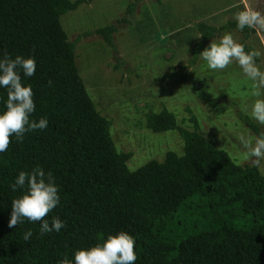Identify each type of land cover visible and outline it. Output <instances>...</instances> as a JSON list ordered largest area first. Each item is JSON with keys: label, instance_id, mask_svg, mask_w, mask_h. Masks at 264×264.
Listing matches in <instances>:
<instances>
[{"label": "trees", "instance_id": "trees-1", "mask_svg": "<svg viewBox=\"0 0 264 264\" xmlns=\"http://www.w3.org/2000/svg\"><path fill=\"white\" fill-rule=\"evenodd\" d=\"M92 1L0 0V264H264V174L209 142L191 110L192 131L168 110L146 121L178 131L183 156L129 170L132 154L118 152L61 24ZM117 25L83 36L114 48ZM198 29L190 66L223 33L257 32L246 20ZM237 56L257 62L246 42Z\"/></svg>", "mask_w": 264, "mask_h": 264}, {"label": "rangeland", "instance_id": "rangeland-1", "mask_svg": "<svg viewBox=\"0 0 264 264\" xmlns=\"http://www.w3.org/2000/svg\"><path fill=\"white\" fill-rule=\"evenodd\" d=\"M131 4L135 8L127 16ZM124 17L129 22L117 25ZM241 20L251 22L256 34L246 39L239 31L225 32L206 42L190 66L202 42L200 23L221 27ZM61 24L77 42L78 70L97 110L112 122L118 152L132 154L130 171L163 162L168 152L183 156L178 131L154 133L146 121L168 110L192 131L191 110L209 142L237 165L256 166L264 174V141L239 118L248 116L264 131V0H93L65 14ZM113 24L114 48L96 34L83 36ZM243 42L257 62L237 56Z\"/></svg>", "mask_w": 264, "mask_h": 264}]
</instances>
